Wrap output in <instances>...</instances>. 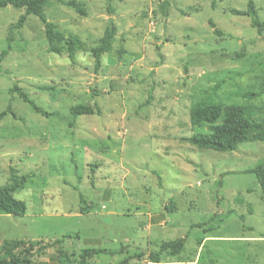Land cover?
<instances>
[{"label":"rangeland","instance_id":"obj_1","mask_svg":"<svg viewBox=\"0 0 264 264\" xmlns=\"http://www.w3.org/2000/svg\"><path fill=\"white\" fill-rule=\"evenodd\" d=\"M62 1L47 0L44 13L83 50L48 53L30 15L0 62V187L29 177L13 193L26 214H0V246L37 242L31 264H80L83 250L99 248L112 254L87 264H264V191L249 172L264 144L218 153L185 141L207 132L190 124L199 104L248 105L264 117V32L231 13L251 1L264 22V0H169L167 15L164 0ZM22 14L0 9V55ZM109 21L116 35L95 71L90 50ZM14 85L46 116L10 95ZM81 104L94 115L73 121ZM180 238V254L151 260Z\"/></svg>","mask_w":264,"mask_h":264},{"label":"trees","instance_id":"obj_2","mask_svg":"<svg viewBox=\"0 0 264 264\" xmlns=\"http://www.w3.org/2000/svg\"><path fill=\"white\" fill-rule=\"evenodd\" d=\"M63 2L62 0H60ZM47 0H0V9L8 6L14 9H23L22 14L17 23L11 25L8 29L7 36V50L3 51L0 55V62L6 56L10 43L12 42V34L15 30L23 28L30 15H33L39 19L44 27L45 40L47 44L48 53L60 55L63 52V48L67 52L70 59L78 50H83L84 46L80 38L76 35H64L58 30V27L47 20L44 13V6ZM169 0H164L163 14L167 15V8L169 7ZM65 6L73 9L81 16H85L86 12L83 8V4L76 1H69L65 3ZM235 15H245L251 19V27L256 29L258 34L261 35L264 32V22H260L257 17L256 9L251 1L248 3L246 12H239L236 10L231 11ZM211 28L215 29V25L209 21ZM219 34V31L217 32ZM116 35V28L112 21H109L108 26L105 29L103 36L100 38L98 44L90 50L91 56L94 60V69L97 71L101 66V57L110 52L113 40ZM244 51V50H243ZM244 56L243 52H237L231 57L233 60H237ZM46 90V88H41ZM10 95L16 94L23 103L29 105L36 112L46 116L35 102L28 97L17 85H14L10 90ZM8 108L6 112L1 114V117L7 113H10ZM70 115L72 120L75 121L81 116L94 115L92 108L86 105H77L70 109ZM13 117L15 116L14 113ZM190 124L193 127L200 125L207 126V132L195 133L189 138L185 139L187 143L199 150H211L218 153H226L235 151L241 144L248 142H260L264 144V117L257 116L252 108L248 105H228L221 107L219 105L211 103H203L191 108L189 113ZM252 173L259 185L260 189L264 191V158L257 162L254 167L249 171ZM29 177L22 176L20 179L13 180L11 185L0 187V214L9 215L13 217H22L26 214V204L13 197V193L16 189L22 187ZM83 202V199L80 198ZM168 210H175L174 207ZM82 214H88L89 208L82 207L80 209ZM244 228L243 230H246ZM56 242H59L57 240ZM37 242H25V241H7L4 240L0 246V264H31L27 257L33 254V248L36 247ZM185 245V239L180 238L176 241H170L163 243L157 253L151 254L150 258L155 263H159V257L161 254H167L169 256H176L180 254ZM44 249V247H43ZM19 251V252H18ZM15 252H18V257L15 258ZM100 254H112L106 249H85L81 253L80 264H87L86 260L92 256Z\"/></svg>","mask_w":264,"mask_h":264}]
</instances>
